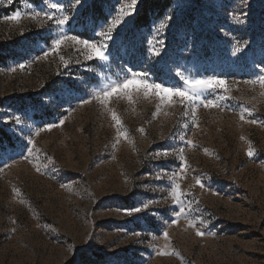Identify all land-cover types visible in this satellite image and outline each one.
<instances>
[{
	"label": "rangeland",
	"instance_id": "374dc122",
	"mask_svg": "<svg viewBox=\"0 0 264 264\" xmlns=\"http://www.w3.org/2000/svg\"><path fill=\"white\" fill-rule=\"evenodd\" d=\"M161 1L0 0V264H264V0Z\"/></svg>",
	"mask_w": 264,
	"mask_h": 264
},
{
	"label": "snow or ice",
	"instance_id": "6c2138e0",
	"mask_svg": "<svg viewBox=\"0 0 264 264\" xmlns=\"http://www.w3.org/2000/svg\"><path fill=\"white\" fill-rule=\"evenodd\" d=\"M75 3L77 6H79L81 3V0H75ZM136 3H137V0H131V4H129L128 7H134V5ZM51 7L52 8H58V5L52 4ZM37 15H39V13H37ZM18 16H19V14H17L16 16H13L11 19L15 20L18 18ZM49 19H51V17H49ZM68 20H69V17L64 16L63 19L58 20L57 23L60 25H63ZM65 39H71V40L75 41L76 43H82L86 48L91 49L93 55H90L88 57V59H92L93 56H95L96 58H99L101 60L105 59L104 52L107 51L108 44H104L102 46L103 47V50H102L101 46H98L97 44L92 43L87 39L80 40L75 35L71 36V37H65ZM109 39H111V38H109ZM55 43H56V47L58 48L61 44V40L57 39ZM238 51H239V49H238ZM260 70L262 72H264V67H261ZM261 81L264 82V77H261ZM184 83L189 84L191 86L192 93H197L201 89H211L214 87H223L224 81L215 80V79L197 80V81L185 80ZM131 87H135L137 89H139L141 87L144 89L155 88L157 90V95L162 94V96H161L162 99L163 98L171 99L173 96L181 97L183 100L198 99L199 98L198 96L190 95L188 92L183 91L179 88L173 89V88H169V87H162L161 84L141 83V81L138 79H125L122 84H117V85L112 86L110 91H104L103 96L105 98L112 97L114 94L120 92L122 89H129ZM204 106L205 107H211V106H213V102L211 100H208V101L204 102ZM241 119H243V117H241ZM61 123H63V121H61ZM117 123H118V121H117ZM53 126L54 125H48L47 127L50 129ZM29 143H31V141H29ZM188 143H191V142L189 141ZM6 155H7V151H0V158H3ZM248 155H252V153L249 152ZM5 166H7V165L5 164ZM197 183L200 184V181L197 180ZM134 211L138 212V211H140V209L136 208V209H134ZM164 235H165V237H167V233H164ZM197 235H203V233L197 232ZM161 254H163V253H161Z\"/></svg>",
	"mask_w": 264,
	"mask_h": 264
},
{
	"label": "trees",
	"instance_id": "16d2710c",
	"mask_svg": "<svg viewBox=\"0 0 264 264\" xmlns=\"http://www.w3.org/2000/svg\"><path fill=\"white\" fill-rule=\"evenodd\" d=\"M157 4L161 5L162 7H166L167 3L165 0H162L161 2H158ZM147 8H144L142 12H139L135 18V26L136 27H142L147 22Z\"/></svg>",
	"mask_w": 264,
	"mask_h": 264
}]
</instances>
